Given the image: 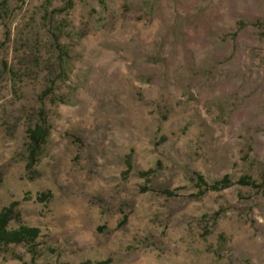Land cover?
<instances>
[{
    "label": "rangeland",
    "instance_id": "374dc122",
    "mask_svg": "<svg viewBox=\"0 0 264 264\" xmlns=\"http://www.w3.org/2000/svg\"><path fill=\"white\" fill-rule=\"evenodd\" d=\"M12 202L0 264H264V0H0Z\"/></svg>",
    "mask_w": 264,
    "mask_h": 264
},
{
    "label": "trees",
    "instance_id": "16d2710c",
    "mask_svg": "<svg viewBox=\"0 0 264 264\" xmlns=\"http://www.w3.org/2000/svg\"><path fill=\"white\" fill-rule=\"evenodd\" d=\"M54 91L53 87L47 88L43 94L44 96L48 94H52ZM44 119H41L43 118ZM48 125L46 123L45 113L43 108L37 109V118L33 123L30 124L28 128L27 135L29 140V148H28V162L27 166L31 165L35 152L38 148L41 147V144L45 140L48 135ZM126 166L130 169L132 167L130 162V157H127ZM142 175L148 174V171H142ZM197 186L200 187L202 184H205L202 177H197ZM240 183L244 184H252L251 182L246 181L245 177H241L239 179ZM228 183L227 177H223L219 182H216L212 185L207 186V188L218 189L219 185L226 186ZM206 185V184H205ZM167 194H170L166 191ZM15 202L10 203L8 206L2 208L0 210V243L8 244V243H21L22 241H32L38 234V229L36 227H29L20 225L17 228L9 229L8 224L10 220L14 217L15 214ZM98 264H106V262H100Z\"/></svg>",
    "mask_w": 264,
    "mask_h": 264
}]
</instances>
